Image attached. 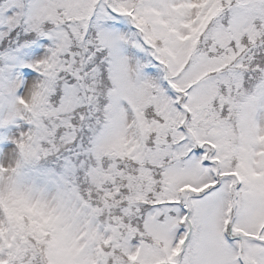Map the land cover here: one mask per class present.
Here are the masks:
<instances>
[{
    "label": "snow or ice",
    "instance_id": "1",
    "mask_svg": "<svg viewBox=\"0 0 264 264\" xmlns=\"http://www.w3.org/2000/svg\"><path fill=\"white\" fill-rule=\"evenodd\" d=\"M0 264H264V0H0Z\"/></svg>",
    "mask_w": 264,
    "mask_h": 264
}]
</instances>
